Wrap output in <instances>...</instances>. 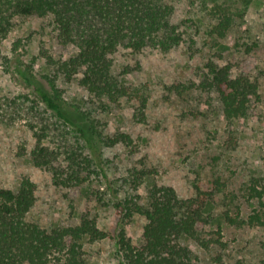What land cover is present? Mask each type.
I'll use <instances>...</instances> for the list:
<instances>
[{
  "label": "rangeland",
  "instance_id": "1",
  "mask_svg": "<svg viewBox=\"0 0 264 264\" xmlns=\"http://www.w3.org/2000/svg\"><path fill=\"white\" fill-rule=\"evenodd\" d=\"M228 1L245 12L243 17L235 18L223 39L228 46L224 57L236 65L234 72L251 74L260 86V98L253 106L251 117L237 127L236 147H227L222 142L225 124L215 112L218 107L215 99L209 108L206 97L197 91L180 98L166 89L173 83L199 81L205 61L214 58L218 51L208 38L211 20L200 9L199 0L174 2L175 19L192 20L186 27L185 42L179 46L167 52L146 49L140 53L120 48L114 55L113 72L131 91L147 98L144 122L134 118V111L140 105L137 98L123 97L107 112H99L84 102L89 95L77 79L59 78L57 85L63 91L64 108L73 105L88 112L96 130L103 135L119 130L134 139L132 147L123 144L106 147L97 142L95 135L90 137L97 146L95 154L90 149L88 152L93 154L102 173L98 177L94 175L85 185L95 191L99 189V193L94 192L98 196L85 185L55 186L51 174L36 168L30 156L35 142L32 125L36 130L46 128L48 137L44 143L54 148H76L79 143H85L71 125L45 111L43 105L33 108L31 101L23 97L34 90L18 68L47 85L42 75L50 70L42 53L64 51L56 41L52 18L17 17L16 26L1 43L2 50L13 61L8 67L0 64V187L16 189L23 176L29 177L36 185L37 200L28 218L48 230L58 225H76L80 214L89 210L108 236L84 244L87 264H126L115 241L121 230H125L134 244L139 242L144 218L135 215L129 220L116 205L129 195H146L145 181L136 190L124 181L132 178L130 171L140 164L152 169L160 184L174 187L181 197L194 193L195 179L206 189L212 186L215 176H221L224 186L214 197L213 216L228 211L231 215L240 212L247 217L257 207L246 187L251 178L264 176V0H250L247 8L244 0ZM191 37L195 39L193 44ZM218 224L222 246L212 243L208 249H201L184 241L193 248L196 264H264L263 226L237 227L218 217L207 230L217 229Z\"/></svg>",
  "mask_w": 264,
  "mask_h": 264
},
{
  "label": "trees",
  "instance_id": "2",
  "mask_svg": "<svg viewBox=\"0 0 264 264\" xmlns=\"http://www.w3.org/2000/svg\"><path fill=\"white\" fill-rule=\"evenodd\" d=\"M175 1L0 0V64L8 67L13 61L2 50L1 43L16 26L17 17H51L56 41L64 50L56 54L42 53L50 70L42 75L47 85L18 68L34 90V93L24 94V99L31 101L35 109L43 105L45 111L71 125L85 140L76 148H54L44 143L48 137L45 127L36 130L31 126L35 139L30 151L32 163L48 171L55 186L80 187L89 183L94 175H101V168H97L93 154L88 152L90 149L96 153L97 144L91 136L95 135L97 142L106 147L118 144L132 147L134 144L127 132L115 130L103 135L97 131L90 114L78 106L64 108L63 91L57 85L59 78L77 79L89 95L84 102L99 112H107L123 97L137 98L140 105L134 111V118L144 122L147 98L131 91L130 86L113 72L114 55L120 48L132 53L146 49L167 52L185 42L186 27L192 20L175 19ZM199 1L200 9L205 10L211 20L208 38L218 51L214 58L205 61L199 81L173 83L166 89L180 98L197 91L206 97L205 104L209 108L213 107L215 99L218 103L215 112L225 124L222 142L227 147H236L237 127L242 120L251 117L253 106L260 98L258 79L243 71L234 72L236 65L224 57L228 46L223 39L235 18L243 17L245 9H237L234 2L228 0ZM244 2L247 8L250 0ZM190 43H195L194 37L190 38ZM142 165L133 167L132 178L124 181L135 190L145 181L148 184L146 195L132 194L116 205L129 220L135 215L145 220L137 244L125 230L115 236L126 264H196L194 250L187 242L201 249H208L212 243L222 246L221 226L218 224L217 229L207 230L218 217L237 227H264V176L251 178L246 187L249 198L257 202V207L247 217L240 212L231 215L228 211L216 217L212 209L216 193L224 186L221 176H215L212 186L206 189L195 179L194 193L181 197L174 187L160 184L154 171ZM83 187L93 194L99 193V189ZM36 200V185L29 177L23 176L16 189L0 187V264H87L84 244L103 240L108 233L99 227L89 210L80 214V222L76 225H58L48 230L28 218Z\"/></svg>",
  "mask_w": 264,
  "mask_h": 264
}]
</instances>
